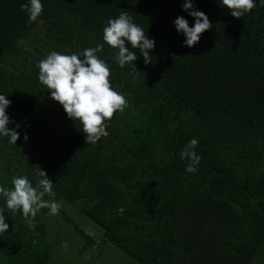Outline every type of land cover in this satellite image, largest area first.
Segmentation results:
<instances>
[{
    "label": "trees",
    "instance_id": "trees-1",
    "mask_svg": "<svg viewBox=\"0 0 264 264\" xmlns=\"http://www.w3.org/2000/svg\"><path fill=\"white\" fill-rule=\"evenodd\" d=\"M28 2L0 0V94L11 101L6 113L14 123L8 128L20 125L16 144L0 135V156L19 165L24 159L36 158L53 182L55 197L45 194V200L96 203L98 194L84 187V182L100 180L96 160L102 157L105 143L87 144L82 125L69 119L58 102L46 97L42 84L32 98L20 96L4 61L16 56L20 43L40 23L47 25L59 45L80 43L89 48L103 44L100 53L109 66V79L132 96L135 106L143 100L157 104L152 109L158 115L152 128L165 133L158 149L171 157L164 165L155 161L153 148L135 150V162L148 161L153 170L152 178L143 182L135 179L134 170L125 173L119 165L108 168L111 184L102 205L88 209L91 219L104 230L105 241L121 245L141 264H248L263 231L256 225L244 230L242 242L237 244V233L241 235L238 226L245 225L254 214L264 219V178H258L253 186L246 182L239 185L220 149L241 159L264 160V7L259 0L239 19L223 7L221 0H193V7L212 23L193 47L185 46L186 37L174 24L178 17H184L190 27L194 26V18L182 8L184 0H41L42 15L33 23L21 9ZM121 12H127L155 41L150 64L144 63L138 48L127 44L137 59L122 68L116 60L118 49L104 42L108 20L118 18ZM183 113H190L204 134L198 143L196 153L201 159L195 173L187 172L189 161L180 158L181 150L192 139L169 130L171 122L179 123ZM110 121H106V131ZM38 174L35 170L19 173L33 187L42 178ZM184 179L208 182L206 195L200 185L194 187L198 191L191 193L188 212L181 211L178 201ZM117 184L123 185L130 197L125 203V193ZM0 186H5L2 181ZM0 201L6 203L3 196ZM227 204L239 207L241 215ZM122 205L126 209L121 216L104 218L105 212ZM41 211L46 212V208ZM139 214H148L151 219L148 237L125 233L128 228H138L129 216ZM14 217L17 222L10 232L0 233V252L7 256L8 264H52L45 226L37 223V215L29 217L31 226L22 211L14 212ZM63 218L83 238L80 252L95 244L73 219Z\"/></svg>",
    "mask_w": 264,
    "mask_h": 264
},
{
    "label": "rangeland",
    "instance_id": "rangeland-1",
    "mask_svg": "<svg viewBox=\"0 0 264 264\" xmlns=\"http://www.w3.org/2000/svg\"><path fill=\"white\" fill-rule=\"evenodd\" d=\"M94 48V47H93ZM85 49L80 43H70L66 45L57 44L54 41L53 32L45 24H38L33 33L24 41L20 43V48L15 57H7L4 61L6 68L12 73L16 89L20 96L32 98L37 88L41 87L39 82V69L37 67L41 59L46 58L48 54L55 51L64 55L77 54L80 55ZM97 56L102 59L100 52ZM83 59V57H81ZM103 60V59H102ZM111 86L117 92L123 94L127 100V107L123 112H116L114 118L108 122V135L103 136L100 142L105 143L104 150L100 151L102 157L97 158L96 162L100 163V180L99 177L95 180H86L84 187L89 191H95L98 194V200L93 205H86L81 202L71 204L64 200L56 201L59 205V212L55 215H49V209L46 212L41 210L37 213V223H42L45 226V242L47 243L52 264H141L122 250L121 245L112 244L105 241L104 230L97 225L94 220L88 215V209L93 206L95 209L102 204V198L106 193L109 182L107 176L109 169L119 165L125 173L128 171H135V179L139 182L152 178V168L148 161L143 163H136L132 156L135 150L152 149L154 150L155 161L160 164L167 165L170 163L171 157L169 154L160 151L158 144L165 136V133L154 131L152 126L157 121V113L152 110L157 104L152 101L143 100L140 106H135L133 98L130 94L123 93L121 87L110 79ZM47 98H51L50 91L43 85ZM153 111V112H152ZM159 112L158 114H161ZM159 121L163 119L159 118ZM158 121V122H159ZM171 132L176 130L190 139H197L198 142L204 137V134L198 125L197 120L190 113H183L180 115V121L171 122ZM199 146L195 148L198 151ZM103 152V153H102ZM105 152V153H104ZM222 156L229 162L234 170V178L236 182L241 185L244 182L253 186L258 178H264V160L256 162L241 159L231 154L229 151L220 149ZM100 154V153H99ZM106 161V162H105ZM42 165L36 158L29 157L22 161V165L12 161L7 157L0 156V181L11 189L13 187L12 180L20 177L19 173L30 172L34 170L40 172ZM99 174V173H98ZM35 175V174H34ZM194 180L180 181L179 193V208L182 212H188V204L191 202L192 191L197 192L200 185L201 191L205 194L208 182H193ZM2 186V187H5ZM118 189L125 193L124 203L129 200L126 195L125 187L117 184ZM205 191V192H204ZM182 192V193H181ZM206 195V194H205ZM2 195H0L1 197ZM251 206L255 205L254 201L248 202ZM159 205V203H157ZM188 205V206H187ZM227 207L241 215V210L236 205L227 204ZM0 208H4L5 223L9 225L6 234L15 225L17 219L14 213L7 210L6 203L0 201ZM126 208L122 205L121 208L105 212L104 218H111L121 216ZM66 215L73 219L79 229L85 232L95 242L94 245L88 247L85 251L80 252L83 245V238L74 231L72 225L67 222L63 216ZM102 216V215H101ZM200 218L201 215H198ZM129 219L137 223L138 228H128L125 233L131 237H148L152 233L150 226L151 219L147 214H139L137 217L129 216ZM258 226L263 232L259 240L257 250L252 254L248 264H264V219L257 214L243 226H238L239 234L244 230H249L253 226ZM253 229V228H252ZM237 244L242 242V234L237 233ZM67 244V248L64 244ZM0 264H8V258L0 252Z\"/></svg>",
    "mask_w": 264,
    "mask_h": 264
},
{
    "label": "clouds",
    "instance_id": "clouds-1",
    "mask_svg": "<svg viewBox=\"0 0 264 264\" xmlns=\"http://www.w3.org/2000/svg\"><path fill=\"white\" fill-rule=\"evenodd\" d=\"M221 3L237 19L256 6L255 0H221ZM259 3L264 7V0H259ZM182 8L194 18V26L190 27L184 17H178L174 24L177 32L186 37L185 46L193 47L199 42L201 35L212 28V23L204 12L193 7V0H184ZM21 9L27 11L28 22L33 23L42 15L43 4L41 0H29L21 5ZM103 40L111 48L118 49L116 60L122 68L137 59L127 44L140 50L146 65L151 63L150 51L155 47V41L145 35L144 30L132 21L127 12H121L118 18L108 20L103 29ZM103 47V44L89 47L80 55H64L53 51L37 65L39 82L46 86L51 99L63 107L69 119L79 121L87 144H95L101 137L107 136L106 121H110L116 112H123L127 107L125 96L111 86L109 66L97 56ZM10 104L11 101L0 94V135L9 137V143L16 144L20 137L17 131L20 125L16 124L14 129L8 128L9 123H14L6 113ZM24 140H28L26 134ZM198 143L197 139H192L180 153L182 160L189 161L185 169L189 173L196 172V165L201 159L195 152ZM38 175L42 178L38 180L36 187H33L27 177L14 178L11 189L0 186V195L5 198L7 210L13 213L22 211L29 226V217L34 218L41 209L48 208V214L55 215L60 208L54 199H43L45 194L55 197L53 182L42 170ZM4 211V208H0V233L9 228L5 223ZM64 247L67 248L66 243Z\"/></svg>",
    "mask_w": 264,
    "mask_h": 264
},
{
    "label": "water",
    "instance_id": "water-1",
    "mask_svg": "<svg viewBox=\"0 0 264 264\" xmlns=\"http://www.w3.org/2000/svg\"><path fill=\"white\" fill-rule=\"evenodd\" d=\"M99 142H100V140L97 143H99Z\"/></svg>",
    "mask_w": 264,
    "mask_h": 264
}]
</instances>
